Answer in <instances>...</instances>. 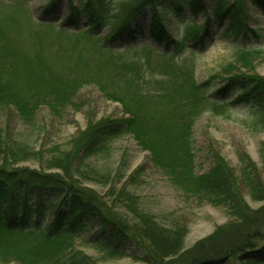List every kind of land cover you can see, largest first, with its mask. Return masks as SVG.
<instances>
[{
  "label": "trees",
  "instance_id": "obj_1",
  "mask_svg": "<svg viewBox=\"0 0 264 264\" xmlns=\"http://www.w3.org/2000/svg\"><path fill=\"white\" fill-rule=\"evenodd\" d=\"M62 1L51 0L48 8L56 11ZM68 2L61 24L38 23L31 49L12 42L14 31H24L16 12L0 18V264H97L72 241L95 224V246L110 257L128 255L150 264H264V208L252 209L244 197L246 188L255 196L264 193V166L259 168L239 151L238 173L215 140L209 138L200 152L195 144L196 123L211 110L245 105L264 124V77L253 70L264 47L250 39L259 36L251 8L261 7L264 0H128L117 13H112L113 0ZM147 8L153 14L148 36L156 46L142 41L146 33L140 17ZM201 13L204 20L198 24ZM168 15L188 20L181 37L166 25ZM25 16L33 19L32 14ZM214 27L222 30L221 36L242 37L243 46L221 73L199 81L198 59L212 41ZM123 37L129 41L119 47ZM93 83L122 106L123 115L88 119L69 156L46 161L48 169L85 176L82 167L88 158L105 153L114 138L129 134L186 196L226 207L233 221L168 260L182 249L188 228L176 220L163 227L148 214L128 209L130 197L135 198L125 187L138 184L143 167L117 193H110V201L72 176L19 166L42 153L12 137L7 111L26 124L34 122L42 106L59 116L76 105L74 98L84 85ZM199 153L209 163L205 173L198 171ZM262 156L264 162V152ZM117 204L130 214L119 212Z\"/></svg>",
  "mask_w": 264,
  "mask_h": 264
},
{
  "label": "rangeland",
  "instance_id": "obj_2",
  "mask_svg": "<svg viewBox=\"0 0 264 264\" xmlns=\"http://www.w3.org/2000/svg\"><path fill=\"white\" fill-rule=\"evenodd\" d=\"M50 1L27 0L26 2L14 3V0H0V18L5 16L4 13L14 11L24 23V31L21 34L16 31L12 33L11 38L15 45L20 43L19 45L31 49L39 22L55 21L60 24L63 22L69 12V0H63L56 11H51L48 8ZM127 2L128 0H113L112 13H117L119 9L124 8L123 4ZM189 13L187 10L186 14ZM251 13L254 16L252 25L256 28L259 36L256 38V35H250V39L254 44L260 43L264 47V4L261 7H252ZM29 14H32V20H27L25 15ZM152 17L150 8H147L144 15L140 17V22L145 26L146 33L142 41L150 44L153 42L148 36V25ZM203 20L204 17L201 13L197 23L201 24ZM5 23L9 22L6 21ZM165 23L175 37H181L188 25V20H179L168 15L165 17ZM221 31L214 27L212 41L198 59L197 76L199 81H204L212 74L221 73L224 66L234 61V55L243 46L242 37L236 39L221 36ZM106 35L107 30L102 33L101 37L105 38ZM44 38H48L45 33ZM122 41L124 44H119V47H124L129 40L123 37ZM247 43H251L249 39ZM62 45L70 46L68 41H63ZM154 45L156 46V44ZM62 52H59L60 55ZM89 60L91 65H95L92 58ZM240 69L243 72V69ZM253 70L256 74L264 77V55H260L258 60L254 62ZM74 102L76 103L75 106L62 111L59 116L52 114L47 106H42L32 124L21 121L15 112L7 111V113H11L10 130L12 137L23 144H27L30 149L42 153L37 158L18 162L19 166L40 170L46 174L66 175L68 179H71L72 176L73 180L79 183L81 187L88 188L110 201L111 198L114 200L110 193H117L131 174L139 167H143L144 171L141 173L138 184H130L125 187L139 202L137 204L136 200L130 197L128 209H137L139 214L141 211L148 214L149 218H153L156 224L163 227L171 226L176 220L188 228L182 249L170 256L168 260L179 257L180 254L211 235L217 228L233 221L234 218L226 207L205 202L199 203L194 198L186 196L171 182L168 176L153 166L150 153L141 148L133 136L129 134L114 138L105 153L88 158L82 167L86 173L85 176H78L74 172H71L72 175H70L68 170L62 171L58 168L48 169L44 164L46 161L53 158L57 160L60 156L62 158L66 155L69 156L68 152L72 149L75 136L87 126L88 119L99 120L103 117L123 115L122 106L109 100L95 83L84 85L74 98ZM7 126L5 123L4 127ZM209 138L215 140L222 156L236 172L240 173L241 168L238 159L239 151H245L259 168L262 169L264 166L262 156L264 152V124L249 107L245 105L228 106L220 110L219 113L215 110L204 113L195 126V144L199 152ZM197 159L198 171L200 173L207 172L209 163L204 160L201 153L198 154ZM87 175L89 176L87 177ZM112 188L115 189L110 192ZM263 195V192L258 196L252 195L248 188L244 191L245 201L252 209L264 208ZM261 196L263 199H258ZM134 202L136 203L135 206ZM116 209L125 215L130 214H126L125 209L127 208L120 204L116 205ZM51 217V215L47 216V221ZM97 230L96 224L94 229L90 225L83 235L72 239L74 245L92 256L97 264H150L143 259L128 255L107 256L95 246V241L99 237L95 235ZM224 232L227 233L229 230ZM223 233L220 234L222 239V235H225Z\"/></svg>",
  "mask_w": 264,
  "mask_h": 264
}]
</instances>
